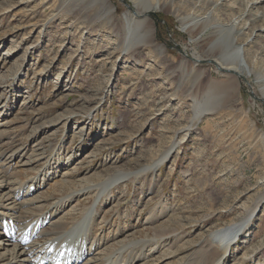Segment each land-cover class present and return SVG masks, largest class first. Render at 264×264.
<instances>
[{
    "label": "rangeland",
    "instance_id": "obj_1",
    "mask_svg": "<svg viewBox=\"0 0 264 264\" xmlns=\"http://www.w3.org/2000/svg\"><path fill=\"white\" fill-rule=\"evenodd\" d=\"M159 1L163 9L149 19L152 42L124 54L122 17L132 0H105L107 7L99 0H0V181L5 173L16 186L38 178L27 198L45 211L168 152L153 172L98 199L93 236L105 244L91 251L93 264L104 252L152 239L151 250L132 251L133 264L200 260L207 234L257 204L223 264H264V83L253 74L226 77L208 60V31L182 29L185 19L207 15L234 24L247 63L264 78V0ZM208 87L220 104L197 115L194 100L203 104ZM64 176L70 186L58 192ZM95 198V191L75 195L56 217L79 222ZM9 249H0L6 260Z\"/></svg>",
    "mask_w": 264,
    "mask_h": 264
},
{
    "label": "bare ground",
    "instance_id": "obj_2",
    "mask_svg": "<svg viewBox=\"0 0 264 264\" xmlns=\"http://www.w3.org/2000/svg\"><path fill=\"white\" fill-rule=\"evenodd\" d=\"M99 1L107 7L108 4L105 0ZM132 2V12H126L122 17L124 40L126 43L123 50L124 54H128L132 50L149 45L152 42L153 29L149 19L153 13L160 10L163 6L159 0H132ZM108 8L107 16L109 17L112 9L110 7ZM189 19L183 21V31L190 34L200 26L203 29L202 33L208 31L210 36L213 37L207 46V52L211 57L208 60L214 64L217 71L233 80L253 74L257 82L264 83V78L255 73L247 63L244 57L243 47L237 43L236 38L242 32L235 29L234 24L228 26L215 24L209 15L203 18ZM260 30L262 29L260 28ZM159 49L162 51L161 48ZM189 60L195 64L200 61V58L198 56H192L189 57ZM261 93L263 97L262 101L264 102V86H262ZM204 96L205 100L203 104H198L194 100L197 115L210 114L217 108V104H220L219 100L221 96L216 94L214 88L208 87ZM1 157L3 158V153H0V159ZM167 157L168 152L153 165L147 166L137 173H113L100 184L88 185L84 189L73 191L66 198L59 199V201L53 203L49 210L45 211L41 210L42 207L40 205L42 203L39 199L38 202L34 197V199L27 198L39 189L38 178L33 177L30 181H27V184L16 186V179L11 176H6L5 173V176L3 175L0 181V186L6 185L5 189H7V192L0 196V222L1 218H7L12 225L14 223L15 225H24V229H22V232L15 233L14 240L5 237L0 230V249L8 250L12 248L9 249L10 258L8 260L3 255H0V264H35V256L42 254L43 257H46V255L50 256L53 253L57 255L63 250V261L65 259L68 261L73 259L72 264H93L94 257H91L93 255L91 251L94 250V253H96V250H100V243L103 241L100 237L93 236L95 228L93 218L96 215L94 208L98 199L103 195H107L106 197H108L113 187L115 188L120 183L128 181L131 177L144 175L148 171L153 172ZM2 170L3 165L0 163V175L3 173ZM65 177H63V181L60 182V186L56 189L58 192L64 189L66 190L70 186V182L65 180L67 179ZM55 191L52 193L54 194ZM91 191L96 192L94 204L87 209L86 214L79 222L75 223L76 220L71 221L66 219L65 214L61 217H56V208L61 203L71 200L75 195L87 194ZM258 205L238 222L207 234L206 238L198 246L200 248V260H197L193 256L187 264H223L229 255L230 248L249 226ZM106 222L104 223L106 224ZM89 227L90 229L88 230ZM21 235L24 238L19 240ZM33 235L36 236L34 241L29 242L33 238ZM72 236L73 238H71ZM150 241L154 242L151 243ZM22 242L25 243L24 246ZM155 243L157 245V242L153 239L149 241L130 242L112 252H104V255L100 258L98 257L95 262L99 261V264H133L135 259H139L132 255V251L137 246L143 249L146 244H149L150 246L148 247H151V250ZM103 244H105V241H103ZM101 251L98 253H101Z\"/></svg>",
    "mask_w": 264,
    "mask_h": 264
}]
</instances>
